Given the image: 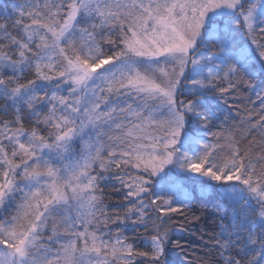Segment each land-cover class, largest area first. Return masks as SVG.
Here are the masks:
<instances>
[{"label":"snow or ice","instance_id":"obj_1","mask_svg":"<svg viewBox=\"0 0 264 264\" xmlns=\"http://www.w3.org/2000/svg\"><path fill=\"white\" fill-rule=\"evenodd\" d=\"M0 264H264V0H7Z\"/></svg>","mask_w":264,"mask_h":264},{"label":"trees","instance_id":"obj_2","mask_svg":"<svg viewBox=\"0 0 264 264\" xmlns=\"http://www.w3.org/2000/svg\"><path fill=\"white\" fill-rule=\"evenodd\" d=\"M6 2H7V0H0V9H2L3 4L6 3ZM215 202H216V201H215V196H214V194H213V196H212L211 199H210V203H209V205H208L209 209H212V205H213ZM208 227H209V228L211 227L210 223H209ZM196 228L199 229V228H200V225H196ZM186 235H187V234H186ZM176 258H177V259H183V260H186V259H187V256H186V253H184V252H180L179 250H177V252H176ZM193 259H194V256H193Z\"/></svg>","mask_w":264,"mask_h":264}]
</instances>
